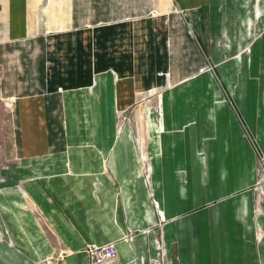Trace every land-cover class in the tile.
<instances>
[{"label": "crops", "instance_id": "obj_1", "mask_svg": "<svg viewBox=\"0 0 264 264\" xmlns=\"http://www.w3.org/2000/svg\"><path fill=\"white\" fill-rule=\"evenodd\" d=\"M0 66V264H264V0H0Z\"/></svg>", "mask_w": 264, "mask_h": 264}, {"label": "rangeland", "instance_id": "obj_2", "mask_svg": "<svg viewBox=\"0 0 264 264\" xmlns=\"http://www.w3.org/2000/svg\"><path fill=\"white\" fill-rule=\"evenodd\" d=\"M143 12H145V8L142 9ZM179 12L176 10V14H178ZM176 16V15H175ZM149 17L151 19L157 20V16L155 11H150L149 12ZM177 17H172L169 18V20L171 21L172 24L174 25H178L179 22H177ZM138 19V24H147L148 22L146 21L147 19L149 20V18H146L145 16H143L142 18H137ZM173 20H175L176 22L173 23ZM155 23H161V21L157 20L154 21ZM145 35V34H144ZM177 36L178 33L175 29H171L170 32H159V33H155V39H154V43H155V47L159 46V47H166L168 48V51L170 53V56L175 60V63L178 64V51H179V44H178V40H177ZM36 46L40 47V49H36V50H32V52L38 53L42 52L43 48L42 45L39 44V42L36 44ZM165 50V49H164ZM166 52V51H165ZM35 53L33 54L35 56ZM29 56L32 57V53H26V59L29 60ZM207 59L203 58V62L205 63V67L201 70H199V73L203 74L205 72H212L213 71V66L210 63H206ZM172 65V62L170 63ZM11 70H10V77L15 79L14 81H11L10 84V91L11 92H15V93H28L31 92L32 87L31 82L29 81V79H31V74L34 73L35 69L37 70V66H34L32 64L29 63H25L22 65H19L18 67L20 68L21 72L19 73V75H17V71L15 70L16 66L11 65ZM6 71V67L5 66H0V87H1V78L3 77V74ZM6 97V96H5ZM4 98L0 96V150L1 147L3 146V142L4 140L7 138L8 135H11L12 133V109L10 107V111H8V102L9 101H4ZM158 96H155L154 99V107H157L158 105H160L158 103ZM155 110V109H154ZM156 114V112H155ZM157 116H161L156 114ZM261 165V164H260ZM44 264V263H41Z\"/></svg>", "mask_w": 264, "mask_h": 264}, {"label": "built area", "instance_id": "obj_3", "mask_svg": "<svg viewBox=\"0 0 264 264\" xmlns=\"http://www.w3.org/2000/svg\"><path fill=\"white\" fill-rule=\"evenodd\" d=\"M156 114L161 115V107L158 105L155 107ZM264 161V159H262ZM85 253L89 258L90 264H111L117 258V252L114 244H108L104 246H99L95 244H90L86 246ZM44 264H53V260H46Z\"/></svg>", "mask_w": 264, "mask_h": 264}, {"label": "bare ground", "instance_id": "obj_4", "mask_svg": "<svg viewBox=\"0 0 264 264\" xmlns=\"http://www.w3.org/2000/svg\"><path fill=\"white\" fill-rule=\"evenodd\" d=\"M160 103V102H159Z\"/></svg>", "mask_w": 264, "mask_h": 264}]
</instances>
